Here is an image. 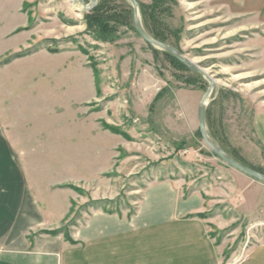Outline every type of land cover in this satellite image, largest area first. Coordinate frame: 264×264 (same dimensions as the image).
I'll use <instances>...</instances> for the list:
<instances>
[{
    "label": "rangeland",
    "instance_id": "374dc122",
    "mask_svg": "<svg viewBox=\"0 0 264 264\" xmlns=\"http://www.w3.org/2000/svg\"><path fill=\"white\" fill-rule=\"evenodd\" d=\"M137 2L214 79L209 135L264 173V0ZM208 88L130 0H0V264H264V207L199 129Z\"/></svg>",
    "mask_w": 264,
    "mask_h": 264
},
{
    "label": "water",
    "instance_id": "95a60500",
    "mask_svg": "<svg viewBox=\"0 0 264 264\" xmlns=\"http://www.w3.org/2000/svg\"><path fill=\"white\" fill-rule=\"evenodd\" d=\"M78 1L83 6L84 10H87V11L92 10L97 4V0H90L89 2H86V0H78ZM130 1L132 2L133 7H134L135 25H136L137 31L142 36V38L146 40L148 43L154 46L160 47L164 49L165 51L169 52L175 58H177L179 61L185 64L187 67L204 75L208 79L209 88L205 92L198 106L199 129H200L201 135L205 143L209 146L212 152L216 156H218L221 160H223L226 164L264 183V173L242 163L240 160L234 157L231 153H229L226 149H224L222 146L216 143V141L208 133V129L206 125V108H207L208 97L211 94L213 87L215 85L214 79L207 74V72L204 70L203 67L196 64L191 58L182 54L180 50H178L177 48H175L174 46L168 43H165L161 40L155 39L152 36H150L145 30L142 24V21L140 19L139 6H138L137 0H130Z\"/></svg>",
    "mask_w": 264,
    "mask_h": 264
},
{
    "label": "crops",
    "instance_id": "0c3cea01",
    "mask_svg": "<svg viewBox=\"0 0 264 264\" xmlns=\"http://www.w3.org/2000/svg\"><path fill=\"white\" fill-rule=\"evenodd\" d=\"M20 7H22V5H20ZM26 17L27 16H25L24 22H26V19H27ZM15 29H16V27L13 30H15ZM12 32H13L12 30H9L6 33V36L8 38H10L11 35H12ZM233 169H235V168H233ZM235 171H237L241 175H245V177L247 176V179H248V180H246V178H242L241 177V179L247 181L246 184H244V187L246 186V189L245 190H246V192H248L247 194H245V197H248V198H246V200H245V204H244L245 210H243V211H246L248 213H253L252 206H254V204H256V206L258 205V206H261V207L263 206L264 207V183L261 182V181H258V180L256 181L255 178H252L251 176H248V175L244 174L243 172H241V171H239L237 169H235ZM222 180H223L222 183L225 184V187L224 186L223 187L221 186L222 187V190L224 192H227L229 195L231 194L230 193L231 188H235L236 186H238V184L235 181L233 182L232 179L230 180V179L224 178ZM228 181L230 183H228ZM253 181H256V182H253ZM176 187H177V185L172 184V183L171 184H169V183H161L160 189H158L157 193L159 192L158 194L162 198L163 197H167V196H170L171 195L172 190L174 188H176ZM177 189H178V193L177 194L180 195V196L179 197L176 196L175 197L176 198L175 200L170 199L171 202H169V203H171L173 205L174 213L176 215H179L181 213H186L187 206H185V204L183 206V204H182V200H181L182 190H181V188H177ZM152 196L154 197L155 195H152ZM192 201L193 202L197 201V197L194 196L191 199L190 202L192 203ZM246 205H247V208H246ZM188 207H191V206H188ZM233 219H234V215L231 217V221H233ZM221 222H222V224L225 223L224 221H221ZM204 231H205V229H204ZM203 238L208 243V245L209 244H214V242L210 241L209 239H206L205 236H203Z\"/></svg>",
    "mask_w": 264,
    "mask_h": 264
},
{
    "label": "bare ground",
    "instance_id": "6f19581e",
    "mask_svg": "<svg viewBox=\"0 0 264 264\" xmlns=\"http://www.w3.org/2000/svg\"><path fill=\"white\" fill-rule=\"evenodd\" d=\"M155 47H157V46H155ZM160 48V47H159ZM162 49V48H161ZM205 70V69H204ZM206 71V70H205Z\"/></svg>",
    "mask_w": 264,
    "mask_h": 264
}]
</instances>
